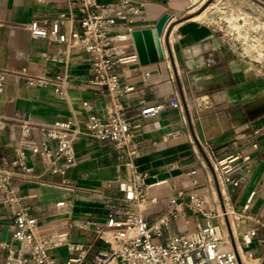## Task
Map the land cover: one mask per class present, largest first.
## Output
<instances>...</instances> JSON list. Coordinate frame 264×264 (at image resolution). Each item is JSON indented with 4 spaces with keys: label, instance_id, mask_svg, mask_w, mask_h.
Returning <instances> with one entry per match:
<instances>
[{
    "label": "crops",
    "instance_id": "0c3cea01",
    "mask_svg": "<svg viewBox=\"0 0 264 264\" xmlns=\"http://www.w3.org/2000/svg\"><path fill=\"white\" fill-rule=\"evenodd\" d=\"M111 0H98L108 3ZM243 1V0H242ZM261 7L264 0H244ZM192 0H135L141 13L135 17L134 29L154 27L164 13L170 14L162 37L165 59L142 66L139 61L119 67L122 88L134 86L115 101L107 90L91 84L93 69L82 52L71 54L67 98L60 99L54 89L33 87L18 77L8 80L0 95V116L6 127L0 131V160L10 162L13 147L20 136L18 122L29 120L37 125H50L56 120H72L78 129L75 149L79 159L66 175L44 174L38 178L16 177L13 186L23 197L28 212L37 217L42 231L50 233L70 220L79 225L94 220L104 223L109 214L123 216L135 205L122 203L117 182L127 178L119 165L113 145L90 136L87 128L89 112L83 106L89 102L98 114L111 113L115 103L125 109L127 118L140 126L135 129L133 145L139 149L136 164L145 173L143 214L154 223L166 213L176 217L170 223L173 233L192 232L207 222L218 225L229 243L223 247L240 249L241 234L257 229L258 235L250 247L242 248L239 264H264V67L243 57L217 25L196 15ZM78 16V5L69 0H0V68L15 70L27 67L32 74L45 70L63 72V65L45 61L42 52L54 53L64 44L34 38L28 25L47 18L51 27L61 13ZM263 14V13H262ZM77 21L66 22L60 32L78 29ZM120 25L116 31H126ZM124 54L137 55L131 43ZM149 76L144 78V73ZM178 97L183 109L168 106L154 117L140 119L142 107L149 104H169ZM206 96L207 107H199L197 99ZM29 137H36L30 134ZM227 153H250L253 168L243 183L225 185L217 181L202 157L200 143L222 148L234 143ZM258 142L255 150L252 143ZM29 164L35 172H44L42 158L29 154ZM195 171L194 174H191ZM256 190L250 210L244 211L250 193ZM225 197L229 215H223ZM197 193L202 212L190 207L189 195ZM64 202L62 206L57 203ZM18 207L0 206V264L8 255L3 248L28 251V245L12 238L10 225ZM258 213L253 216V212ZM73 241L95 244L91 231L74 228ZM99 248L96 243L94 251ZM52 256L65 262L70 257L66 247L52 251ZM251 254V256H249Z\"/></svg>",
    "mask_w": 264,
    "mask_h": 264
},
{
    "label": "built area",
    "instance_id": "2783aa9c",
    "mask_svg": "<svg viewBox=\"0 0 264 264\" xmlns=\"http://www.w3.org/2000/svg\"><path fill=\"white\" fill-rule=\"evenodd\" d=\"M69 1L78 5L77 18L72 12H63L52 27L47 18L34 20L27 26L34 38L65 45L64 49L54 53H41L45 61L62 64L64 71L51 73L45 70L32 74L27 67L15 70L0 68V95L5 93L8 80L18 77L29 86L52 87L60 99H66V71L73 52L87 55L93 69L91 84L106 89L114 101L134 90L132 85L122 88L119 67L138 61L137 55H126L123 51L126 46L133 44V24L135 17L141 13L140 8L134 5L135 0H111L108 3H100L98 0ZM67 21H77L80 27L66 33L60 32V26ZM119 24L126 26L127 30L116 31ZM217 26L226 33L231 45L236 47L243 57L264 67L261 61L246 54L238 39L227 29V21ZM143 76L147 78L149 73L145 72ZM197 104L199 107H207V97H199ZM83 106L89 112L87 128L90 136L110 142L117 154L119 165L127 172V178L117 182V188L122 194V203L135 205L137 209H126L122 217L111 213L104 223L86 220L77 225L66 220L50 233L42 231L37 217L30 214L28 206L23 204V197L14 188L13 180L16 177L38 178L46 173L66 175L79 163L75 149V139L79 132L72 120H56L50 125H37L25 119L19 121L20 136L13 147L14 157L10 162L0 160V206L18 207L10 225L12 238L25 243L29 248L26 252L15 251L4 241L3 248L8 251L4 264H239L243 256L242 248L250 247L258 235L257 229H250L241 234L240 249H226L223 244L229 243V239L224 236L220 226L210 222L192 232L173 233L170 223L176 213L172 211L154 223H149L143 214L145 173L139 170L136 164L139 149L133 145L135 129L140 124L127 118L120 103H115L114 111L107 114H98L89 102H84ZM168 106L183 109L180 99L176 96L169 104L145 105L138 117H154ZM5 127L6 120L0 116V131ZM30 134H35L36 137L31 138ZM234 145L235 142L217 148L209 143H200V149L217 181L238 186L251 173L254 158L250 153L240 151L222 156L229 149L236 148ZM252 147L258 150V142L252 143ZM30 153L42 158L45 166L43 173L37 174L34 166L29 164ZM194 173L195 171L191 172ZM222 195L225 207L223 215H229L226 209L228 198L224 196L223 191ZM256 196L257 191L253 190L244 206L245 212L250 210ZM189 202L191 208L202 212L203 201L197 193L189 195ZM63 204L64 202H59L57 206ZM252 215L257 216L258 213L254 211ZM259 227L264 228V221L259 222ZM74 228L91 231L99 248L94 251L93 243L71 240L70 233ZM62 247H66L70 255L65 262L51 254Z\"/></svg>",
    "mask_w": 264,
    "mask_h": 264
},
{
    "label": "rangeland",
    "instance_id": "374dc122",
    "mask_svg": "<svg viewBox=\"0 0 264 264\" xmlns=\"http://www.w3.org/2000/svg\"><path fill=\"white\" fill-rule=\"evenodd\" d=\"M192 1L195 4L191 9L198 7L195 14H199V18L214 25L227 21V29L238 39L246 54L264 64V6L256 7L244 0Z\"/></svg>",
    "mask_w": 264,
    "mask_h": 264
},
{
    "label": "water",
    "instance_id": "95a60500",
    "mask_svg": "<svg viewBox=\"0 0 264 264\" xmlns=\"http://www.w3.org/2000/svg\"><path fill=\"white\" fill-rule=\"evenodd\" d=\"M170 14L164 13L154 27L134 29L131 32L138 61L142 66L161 62L165 59L162 37L167 30Z\"/></svg>",
    "mask_w": 264,
    "mask_h": 264
}]
</instances>
